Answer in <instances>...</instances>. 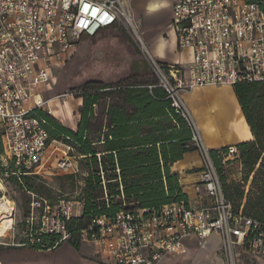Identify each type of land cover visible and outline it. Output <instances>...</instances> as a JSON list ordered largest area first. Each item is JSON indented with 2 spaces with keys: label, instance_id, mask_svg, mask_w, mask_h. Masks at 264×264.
<instances>
[{
  "label": "built area",
  "instance_id": "built-area-1",
  "mask_svg": "<svg viewBox=\"0 0 264 264\" xmlns=\"http://www.w3.org/2000/svg\"><path fill=\"white\" fill-rule=\"evenodd\" d=\"M131 2L0 0V183L13 179L23 185L25 177L42 176L52 128L47 116H53L52 102L61 98L43 96V89L52 88L54 63L70 54L82 37L95 38L103 31L125 27L135 33L158 82L150 87L163 88L171 112L183 118L191 131V144L203 160L198 190L203 189L211 204L192 209L181 201L149 210L121 209L115 216L95 218L81 232V243L94 245L107 264H162L182 255L184 239L205 241L215 234L222 240L224 264H239L241 252L263 262L264 223L235 212L184 95L200 87L264 83V0H172L171 29L177 47L193 52L188 69L155 59L141 39ZM70 152L71 148L63 152L58 168L77 174L79 167ZM238 156V148L230 146L218 158L225 164ZM24 190L31 204L22 221V239L15 242L13 223L8 229L14 233L12 242L0 239V247L53 252L68 243V222L81 217L76 211L84 208L81 192L77 198L47 199ZM4 196L5 191H0V200ZM44 235L54 236L53 244H46Z\"/></svg>",
  "mask_w": 264,
  "mask_h": 264
},
{
  "label": "crops",
  "instance_id": "crops-1",
  "mask_svg": "<svg viewBox=\"0 0 264 264\" xmlns=\"http://www.w3.org/2000/svg\"><path fill=\"white\" fill-rule=\"evenodd\" d=\"M133 1L135 8L131 12L132 17H138L141 20V31L155 59L159 63L178 65L183 69H188L193 60V52L177 47V39L171 29L172 0ZM128 80L129 78L109 81L97 80L105 83L106 86L97 87L87 92L96 101L91 108L94 115L91 123L92 128L89 131L86 130L85 137H88L92 142V149H96V157L100 163L101 172H104L101 165L103 156L108 154L116 156L118 151L131 152L135 150L136 152L128 159L131 162V160L138 158L137 149L144 147L138 145L144 144L146 147H150L155 144L159 150L164 147L167 158L178 156L181 151L180 160L170 162L169 167L171 175L177 176L179 188L187 195V200H183V202L192 209L210 206L211 202L206 193L202 188L198 190L201 181L199 172L203 167V160H201L198 151L184 152L187 145L194 148L191 141H185L191 132L183 127V121L180 118L174 119L169 116L170 102L165 91L163 88L150 87L157 85L156 78L141 82H129ZM51 89L50 87L43 89L44 98L58 97V95L47 97ZM76 99V110L72 109L71 101H65L63 110L62 107L56 106L60 98L52 102V109H55V111L53 109V117L62 126L74 132H77L80 125L82 119L80 110L85 102L80 94ZM184 102L193 115L203 140L210 150H216L220 153L230 146L238 147L244 142L253 140L251 129L247 125L237 95H235V87L196 88L184 95ZM147 131L155 132L154 134L157 135L158 139L151 135L152 132L147 133ZM142 133H147V136L139 138ZM63 138L74 143L69 137ZM64 147L67 150L71 148L70 156L74 164L79 167V171L80 164L78 161L89 162L93 156L92 154L82 155L69 143H65ZM159 158L161 159L160 154ZM115 162L117 170L119 169V162L117 159ZM161 164L163 165L162 161ZM88 171H86L85 177L88 175ZM115 173L119 175L120 171ZM71 175L75 176L76 174ZM120 186L123 187L121 182ZM183 241L185 249L182 255L168 258L162 264H224L221 251L222 240L218 235L214 234L205 241L192 237ZM81 244L80 251L69 243V245H64L52 253L23 248L12 251L6 257L11 258L13 264L22 262L23 264H32L24 263V261L29 260L44 264H49L46 260L53 264H107V259L99 258L96 251L90 247L93 246L92 244ZM244 258L253 264H264V261L255 262L251 260L242 252L240 253L239 264H243Z\"/></svg>",
  "mask_w": 264,
  "mask_h": 264
},
{
  "label": "trees",
  "instance_id": "trees-1",
  "mask_svg": "<svg viewBox=\"0 0 264 264\" xmlns=\"http://www.w3.org/2000/svg\"><path fill=\"white\" fill-rule=\"evenodd\" d=\"M101 86H106V84L99 81H88L79 90L82 92L80 93L85 102L80 110L82 119L77 132L62 126L53 116H47L49 123L52 125V128L49 130L51 134L50 141L61 137H69L74 143H71L72 141L66 138L64 140L66 144L69 143L74 146L82 155H93L89 162H85L89 171L88 175L84 177V187L80 193V198L85 201L83 214L79 218L71 219L67 226L71 233L69 243L78 251H80L82 245L80 241L81 232L87 229L92 221L95 218L101 217V215L112 217L125 208L149 210L158 208L166 203L187 200V195L179 188L177 176L171 175L169 167L170 162L173 163L180 160L182 156L181 151L178 156L167 158L164 147L159 150L155 144L150 147H146L143 144L138 145L144 147L137 149L138 158L131 160V162L128 159L136 152L135 150L131 152L118 151L116 156L108 154L102 157L101 165L104 171V179L107 181V195L109 197V204L107 205L103 192L100 163H98L96 157L97 152L96 149H92L90 139L85 137L86 130L89 131L92 128L91 123L94 115L91 108L92 104L96 101L87 92ZM235 95H237L241 111H243L247 125L250 127L253 135L252 141L244 142L237 147L239 156L235 158V160L241 161L245 170L246 176L244 181H251L249 192L247 193L244 190V186L226 188L222 176V166L232 160L224 164L222 159L218 158V151L211 150L210 154L214 160L218 174L221 176L226 197L232 202L235 212L239 213L242 211L245 217H251L264 223V83L237 85L235 86ZM76 98H78V95ZM168 114L174 119L180 118L183 121V127L191 132L187 128V124L183 118L173 115L170 103ZM147 133H142L139 138H145ZM154 133L152 132L151 135L155 139H158ZM190 139L191 135L185 141L189 142ZM171 151L174 152V150ZM188 151L196 150L187 145L184 152ZM227 151L228 148L222 152L227 153ZM159 154L161 159L159 158ZM115 159L119 162V175L115 173L117 167ZM68 177L73 179L75 176L68 175ZM38 179V177H25L23 180L24 184L21 186L23 189L27 188L28 191L38 193L35 190V183ZM120 182L123 184L122 191H120ZM123 203H126L127 207H124ZM55 239L54 236H43L46 244H53Z\"/></svg>",
  "mask_w": 264,
  "mask_h": 264
},
{
  "label": "rangeland",
  "instance_id": "rangeland-1",
  "mask_svg": "<svg viewBox=\"0 0 264 264\" xmlns=\"http://www.w3.org/2000/svg\"><path fill=\"white\" fill-rule=\"evenodd\" d=\"M131 1L129 8L132 12L135 7L133 6L134 1ZM135 20L140 28L139 33L145 41L146 46L149 48V44L144 39V34L141 31V20L138 19V17H135ZM53 68L52 89L47 94V97L56 95L61 96L56 106L62 107V110L64 109L65 101H71L72 109L76 110L75 105L77 96L74 95L72 98L69 94L79 92L85 82L97 80L109 81L124 78H129V82H141L155 78L150 65H148L147 56L143 53L135 33L125 27L103 31L95 38L82 37L79 45L72 50L70 54L64 55L61 61L55 62ZM64 140L65 139L61 137L57 140L50 141L44 161L46 166L42 171V176L39 177L35 183V190L40 196L47 199L57 197L77 198L79 197L78 195L81 189L84 187V177L88 170L84 161H78V164H80V171L73 179L68 177V175L71 174L68 172L64 173L58 168L57 163L63 157V152L67 151L64 147ZM222 176L226 188L229 189L231 186L235 188L244 186V190L247 193L249 192L251 181H244L246 175L240 160L233 159L231 162L223 165ZM5 187V196L7 199L6 202H4V207L12 210L9 215L4 214L2 219L5 221L12 219L14 221L16 230L15 242H20L22 239V221L28 214L31 197L26 193L23 187L13 179L6 183ZM1 210L4 209L2 208ZM82 214L81 210L77 209L76 215L80 216ZM10 233L8 232L7 236L5 235V239H3L7 244L12 242L11 237L14 236V233L9 235ZM64 245H69V242L60 247ZM90 247L96 251L94 245ZM21 249L8 245L5 247L1 246L0 262L2 264H13L12 259L6 257V255H10L14 250ZM46 261H48L49 264H53L50 263L51 261L49 260ZM24 263L40 264L43 262L29 260L24 261ZM20 264H23V262ZM243 264L253 263L244 258Z\"/></svg>",
  "mask_w": 264,
  "mask_h": 264
},
{
  "label": "bare ground",
  "instance_id": "bare-ground-1",
  "mask_svg": "<svg viewBox=\"0 0 264 264\" xmlns=\"http://www.w3.org/2000/svg\"><path fill=\"white\" fill-rule=\"evenodd\" d=\"M141 39L143 42H145L141 36ZM52 113H53V109H52ZM6 187L4 184L0 183V191H5ZM6 196H4L3 200H0V239H5V235L7 236L8 233V229L10 228V226L13 225L14 221L12 219L5 221L4 219H2L4 217V214L9 215V213H11L12 209H7L6 207H4V202H6ZM4 210H1V209Z\"/></svg>",
  "mask_w": 264,
  "mask_h": 264
}]
</instances>
